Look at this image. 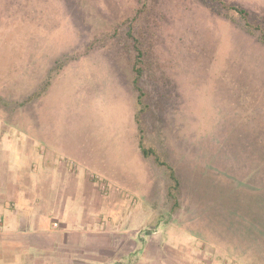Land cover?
I'll return each instance as SVG.
<instances>
[{
  "label": "rangeland",
  "instance_id": "374dc122",
  "mask_svg": "<svg viewBox=\"0 0 264 264\" xmlns=\"http://www.w3.org/2000/svg\"><path fill=\"white\" fill-rule=\"evenodd\" d=\"M223 3L248 8L250 28ZM262 30L264 0H0V115L5 124L19 115L18 125L25 127L55 75L92 51L111 59L108 76H118L120 60L138 61L149 71L161 68L165 77L179 73L180 83L189 79L194 85L195 97L189 160L180 159L174 168L182 194L180 220L193 241L223 246V259L264 264ZM79 73L85 86L99 76L94 69ZM74 76L65 74L57 93L71 130L80 94ZM99 77L107 83L106 76ZM83 94L93 97L87 87ZM81 119L77 124L84 128L87 121ZM166 170L157 164L150 172L154 181H143L151 183V193L168 189ZM127 183L146 194L141 181ZM161 216L170 219L168 208ZM152 237L142 244L155 245ZM136 252L133 248L132 257Z\"/></svg>",
  "mask_w": 264,
  "mask_h": 264
},
{
  "label": "crops",
  "instance_id": "0c3cea01",
  "mask_svg": "<svg viewBox=\"0 0 264 264\" xmlns=\"http://www.w3.org/2000/svg\"><path fill=\"white\" fill-rule=\"evenodd\" d=\"M99 54L92 51L74 66H64L36 113L23 121L25 127L18 125L19 115L10 124L0 115V264H242L223 259V246L189 238L186 222L180 220V186L178 206L172 209L167 188L157 195L151 193V183L143 184L154 181L150 172L157 163L143 154L141 137L173 171L180 159L189 160L195 139L194 85L189 79L180 83L179 73L165 77L161 68L141 66L139 97L135 62L120 60V72L112 77L105 72L111 59ZM90 69L106 76L107 83L97 76L85 86L79 71L83 75ZM72 73V84L80 91L74 130L57 97L65 74ZM85 87L93 97H84ZM84 109L94 113L89 116ZM80 118L87 129L77 124ZM96 177L110 183L108 194ZM127 181H141L146 194ZM166 207L169 220L161 216ZM148 235L157 238L155 245L142 244Z\"/></svg>",
  "mask_w": 264,
  "mask_h": 264
},
{
  "label": "trees",
  "instance_id": "16d2710c",
  "mask_svg": "<svg viewBox=\"0 0 264 264\" xmlns=\"http://www.w3.org/2000/svg\"><path fill=\"white\" fill-rule=\"evenodd\" d=\"M223 5L225 8H228V9L235 11L238 15H240L245 20L244 24H245V27L247 30L250 28V24L247 21V19L249 17V12L246 9H244L242 7H238V6H233V5H225L224 3H223ZM262 31H263V33H261L259 40L264 42V30H262ZM133 70L135 71V74H136V77L134 79V84H135V87L137 88V90H139V97H140V94H142V91L140 90L139 86L137 85V80L141 74L142 69L138 66V61H136V63L134 64ZM140 147H141V150H142L144 155H150V154L153 155L155 158V162L158 165L166 167V169L168 171V176L171 179V184L168 187L167 194H168L169 198L173 201L172 209L177 208V206H178L177 192H178V188H179V183H178L177 176L175 175L172 167L170 165H168L165 161H163L160 158V156L154 150L146 149L142 143V137L140 138Z\"/></svg>",
  "mask_w": 264,
  "mask_h": 264
},
{
  "label": "built area",
  "instance_id": "2783aa9c",
  "mask_svg": "<svg viewBox=\"0 0 264 264\" xmlns=\"http://www.w3.org/2000/svg\"><path fill=\"white\" fill-rule=\"evenodd\" d=\"M98 183H99V186L102 190V193L103 194H108L109 190L111 189V185L108 181H105L104 179H101L100 177H96ZM125 197L128 198L130 200V202L132 204H135L136 203V200L134 197H132L128 192L125 193Z\"/></svg>",
  "mask_w": 264,
  "mask_h": 264
}]
</instances>
